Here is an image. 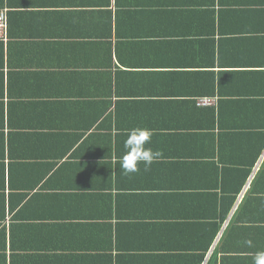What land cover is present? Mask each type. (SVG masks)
Here are the masks:
<instances>
[{
    "label": "crops",
    "instance_id": "0c3cea01",
    "mask_svg": "<svg viewBox=\"0 0 264 264\" xmlns=\"http://www.w3.org/2000/svg\"><path fill=\"white\" fill-rule=\"evenodd\" d=\"M2 13L0 264H252L264 0H0ZM136 127L163 155L125 174Z\"/></svg>",
    "mask_w": 264,
    "mask_h": 264
},
{
    "label": "clouds",
    "instance_id": "9594fccd",
    "mask_svg": "<svg viewBox=\"0 0 264 264\" xmlns=\"http://www.w3.org/2000/svg\"><path fill=\"white\" fill-rule=\"evenodd\" d=\"M153 132L148 128H132L128 130L127 139L124 141V154L120 158V166L125 174L139 171L138 165L143 163L145 171L152 163L163 155L160 151H153L151 147H146L151 143ZM249 246L251 242H248ZM252 264H264V251H257Z\"/></svg>",
    "mask_w": 264,
    "mask_h": 264
},
{
    "label": "built area",
    "instance_id": "2783aa9c",
    "mask_svg": "<svg viewBox=\"0 0 264 264\" xmlns=\"http://www.w3.org/2000/svg\"><path fill=\"white\" fill-rule=\"evenodd\" d=\"M9 28V25H8V16L6 13H2L1 16H0V31L2 33L3 36L6 35V32ZM214 102L210 101V100H207L205 102H203V105L204 106H212Z\"/></svg>",
    "mask_w": 264,
    "mask_h": 264
},
{
    "label": "trees",
    "instance_id": "16d2710c",
    "mask_svg": "<svg viewBox=\"0 0 264 264\" xmlns=\"http://www.w3.org/2000/svg\"><path fill=\"white\" fill-rule=\"evenodd\" d=\"M8 31H9V29L7 30V32H6V35H5V36H3V35H2V33H1V31H0V37H1V38H7Z\"/></svg>",
    "mask_w": 264,
    "mask_h": 264
}]
</instances>
